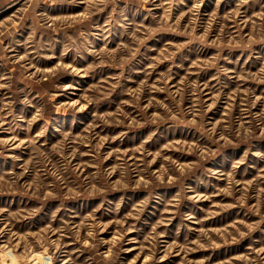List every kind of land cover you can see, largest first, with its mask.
I'll return each mask as SVG.
<instances>
[{
	"label": "rangeland",
	"instance_id": "rangeland-1",
	"mask_svg": "<svg viewBox=\"0 0 264 264\" xmlns=\"http://www.w3.org/2000/svg\"><path fill=\"white\" fill-rule=\"evenodd\" d=\"M0 264H264V0H0Z\"/></svg>",
	"mask_w": 264,
	"mask_h": 264
}]
</instances>
